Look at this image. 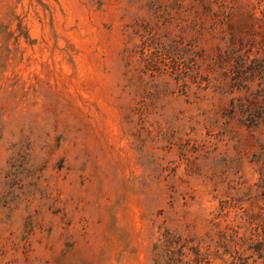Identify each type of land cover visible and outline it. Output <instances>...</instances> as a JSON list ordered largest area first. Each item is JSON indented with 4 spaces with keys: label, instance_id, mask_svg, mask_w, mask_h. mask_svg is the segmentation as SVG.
Wrapping results in <instances>:
<instances>
[{
    "label": "rangeland",
    "instance_id": "rangeland-1",
    "mask_svg": "<svg viewBox=\"0 0 264 264\" xmlns=\"http://www.w3.org/2000/svg\"><path fill=\"white\" fill-rule=\"evenodd\" d=\"M211 5L0 0V264H176L162 231L211 220L243 246L193 264H263L238 216L262 197L218 210L264 177V123L224 131L264 113V0Z\"/></svg>",
    "mask_w": 264,
    "mask_h": 264
},
{
    "label": "trees",
    "instance_id": "trees-1",
    "mask_svg": "<svg viewBox=\"0 0 264 264\" xmlns=\"http://www.w3.org/2000/svg\"><path fill=\"white\" fill-rule=\"evenodd\" d=\"M201 3L205 11H211L213 0H196ZM197 4L194 2V7L197 8ZM225 7V6H224ZM229 9H232L233 6L228 5ZM264 15V9L262 10ZM163 48H166L165 45L161 44ZM226 117L224 118L226 133H231L233 131L230 128V123L233 119H237L240 124L248 126L249 130L259 129V123H264V113L254 112L251 109H240L236 110L232 106L227 112ZM253 127V128H252ZM234 135L230 138L233 139ZM228 189L223 193V196L220 199V204L222 207L218 210L219 213L224 212L225 207H235L243 201H252L255 197L261 196L263 199V204L259 206L261 210H264V177H260L255 181L250 187L244 188L241 181L229 179ZM252 186L256 187V190L262 189V192L258 191L252 193ZM239 209L241 212L238 213L239 218L247 224L251 230H253V236L249 237V244L247 245L251 249L253 248L259 257L262 258V263L264 264V217H260L256 212L249 211L242 204H239ZM218 216V213L213 217L214 219ZM242 224V222L240 223ZM240 226V225H236ZM241 227V226H240ZM244 236L239 234L238 229L233 226H228L226 229H221L219 222L211 220V229L208 230L205 235L198 237H182L181 234L172 233L167 229L162 231L160 240L163 245H165L166 252L169 254L173 250L179 251V258L176 264H193L194 258H197V261H200L203 255H209L214 250V254L222 257L224 252L219 250V247L223 248H235L234 251L238 252V248L243 246ZM202 245H204V251H201ZM173 247V248H172ZM187 250L185 251V249ZM227 251V250H226ZM229 252V251H227ZM193 254V258L189 254ZM231 256V254H230ZM241 255H232L231 260L225 261L229 262L228 264H235L236 259H240Z\"/></svg>",
    "mask_w": 264,
    "mask_h": 264
}]
</instances>
